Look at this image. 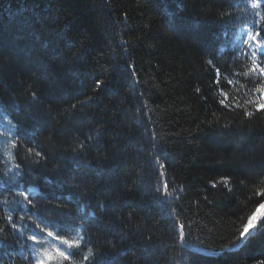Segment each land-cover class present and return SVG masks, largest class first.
Segmentation results:
<instances>
[{"label":"trees","instance_id":"1","mask_svg":"<svg viewBox=\"0 0 264 264\" xmlns=\"http://www.w3.org/2000/svg\"><path fill=\"white\" fill-rule=\"evenodd\" d=\"M261 3L0 0V175L17 173L12 184L0 180V227L8 231V215L31 227L37 210L56 222L63 208L82 217L79 227L48 230L82 243L91 237L81 256L91 249L112 264L264 261V233L239 237L256 201L264 203V112L247 103L259 96L244 74L251 58L240 34L264 29ZM221 92L229 108L215 102ZM73 150L92 168L105 156L119 166L101 174L81 167L72 180L56 158ZM97 199L122 207L106 216ZM30 243L9 232L0 264H26Z\"/></svg>","mask_w":264,"mask_h":264},{"label":"snow or ice","instance_id":"2","mask_svg":"<svg viewBox=\"0 0 264 264\" xmlns=\"http://www.w3.org/2000/svg\"><path fill=\"white\" fill-rule=\"evenodd\" d=\"M251 6L253 9H260L262 7L261 0H252ZM261 19H264V17H261ZM255 26L256 25L254 22L253 27L255 28ZM262 31H264V29H260L255 32L249 30L247 32V40L244 41V44L247 46L249 51L247 53H242L246 57L251 58V66L248 67L247 72L244 74L249 77V82L254 88V94L259 96V100L257 101L249 99L247 103L249 105H254L257 112H264V59H261V57H264V36H261ZM257 37H260V39H257ZM207 64L211 66L213 64L212 59H209ZM214 72L215 76L213 77L212 83L218 87L221 83L220 68L215 67ZM97 83L99 84L101 82L98 81ZM231 83L232 80H226V84ZM196 91L199 92L200 89L197 88ZM220 95L224 98L216 99L213 97L215 102L218 103L222 108H229L230 104L225 103V100L227 99L226 94L221 92ZM31 97L35 102H39L36 92H32ZM234 107H239V105H235ZM243 114L247 118L251 119L254 115V112L245 111ZM225 127H227V125ZM83 148L84 145H81V149ZM32 151L33 150L31 147L27 149L28 153H32ZM35 155L40 157L41 161H43L47 167L49 156L43 151H38L35 153ZM85 156L86 154L83 151L77 152L73 150L71 153L66 154L63 157L56 158V162L61 165L60 170L68 173L72 180L76 179V172H78L81 167L89 168L91 171L101 174L111 173L116 167L119 166L118 157L113 156L112 159H109L107 156H105L97 160L96 168H92L90 162H88L86 159H81ZM20 163H24V160L22 159ZM36 163H39V161ZM19 168L20 164H17V169L19 170ZM16 176L17 173H12L11 176L5 179L3 175H0V180H2L5 184H12V182L16 179ZM229 180L230 177H226L221 181V184L226 185ZM15 186L19 187L18 184ZM69 186L76 187V185L72 184H69ZM84 186L87 187L86 182ZM164 188L166 189L167 185H165ZM155 191L158 192L160 189L156 188ZM19 195L25 196V199H27V196L24 192L19 193ZM101 195H104V193H101ZM260 195L264 197V192L260 193ZM54 198L60 201L62 204L66 203L62 196H55ZM256 203L258 204L257 210L253 211L251 215L247 216L246 223L243 224V228L239 232V237L242 242L249 241L255 238L256 235L264 233V214L261 213V210H264V203H260L259 201H256ZM28 204L32 205L31 200H28ZM32 207L35 206L32 205ZM96 207L100 212L107 216L119 211L120 207L122 206L119 205V202L116 200H112L109 205H105L104 203H101L99 199H97ZM13 211L16 210L14 209ZM61 212L63 214V219H60L56 222L48 220L45 223V217L39 213V210H37V212L34 214L37 216V219L40 222L32 221L31 227H26L23 225L18 226L12 215L4 217V223L8 226V231L6 232L5 228L0 227V248L4 246L5 241L8 238V233L11 232L17 240L23 236L26 243L31 242L30 244H27L29 249L35 248L34 252L29 251L26 264H33L31 259L33 255L36 257L34 264H85V262L86 264H112L111 260L107 258V254L103 251H93L89 249V255L81 256L83 249L87 248L89 244L93 243L91 237H89L87 240H84L82 243V238L70 239L67 238V235L63 232H53L48 230L49 228L56 227V223L62 224L65 228L70 227L75 229L76 227H79V220L82 219V217H75L74 213L70 209L62 208ZM16 219L19 221H24V216L17 215ZM99 219L102 220L103 217H100ZM120 220V216L113 215V222H120ZM42 223H44L43 227L41 226ZM183 227V225H180L181 229H183ZM29 231H31L32 234L25 235V233ZM45 235L52 240L57 241L60 246L52 244L51 247H44V244L47 243V241H43L42 238ZM64 246H66L67 250ZM97 247H104V245H97ZM111 247L114 249L115 245H111ZM77 257L81 258L78 260ZM260 264H264V261H261Z\"/></svg>","mask_w":264,"mask_h":264}]
</instances>
